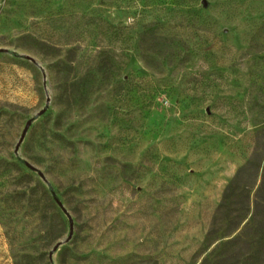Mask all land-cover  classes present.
Listing matches in <instances>:
<instances>
[{"label": "rangeland", "instance_id": "rangeland-1", "mask_svg": "<svg viewBox=\"0 0 264 264\" xmlns=\"http://www.w3.org/2000/svg\"><path fill=\"white\" fill-rule=\"evenodd\" d=\"M263 125L264 0H0V264H264Z\"/></svg>", "mask_w": 264, "mask_h": 264}, {"label": "trees", "instance_id": "trees-1", "mask_svg": "<svg viewBox=\"0 0 264 264\" xmlns=\"http://www.w3.org/2000/svg\"><path fill=\"white\" fill-rule=\"evenodd\" d=\"M106 62L98 61L96 64V70L99 71L101 75L103 73L112 72L109 67H107ZM105 74V75H107ZM264 158V125L259 128L254 136V145L252 152L248 159L238 167L234 175L232 176L230 182L226 185L224 189L223 197L218 204L217 208H221L222 206L227 205L225 202L232 201L233 204L239 202L241 205L240 209H243V213H238L235 215V220L233 224L235 227L241 222V220L246 216V212L249 209L250 201V190L254 185H256L252 203H253V213L250 219L257 220L259 215L257 214V209L259 207L264 208V164L260 167L261 160ZM257 181V183H256ZM240 191L239 198L235 199V192ZM234 200V201H233ZM260 218V217H259ZM260 223L258 225V229L255 230L254 241L257 243H261L264 237V214L259 219ZM247 222V221H246ZM258 230L261 233H257ZM258 246L256 247V249Z\"/></svg>", "mask_w": 264, "mask_h": 264}, {"label": "water", "instance_id": "water-1", "mask_svg": "<svg viewBox=\"0 0 264 264\" xmlns=\"http://www.w3.org/2000/svg\"><path fill=\"white\" fill-rule=\"evenodd\" d=\"M41 112H42V110H40L38 113H41ZM30 123H31V119L29 118V119L26 120V122H25V124H24V126H23V129H22V131H21V133H20V136H19V138H18V141H17V143L15 144V150L18 148V146H19L21 140L23 139V137H24V135H25V133H26V131H27V129H28ZM26 164H27L28 166L31 167V165H30L28 162H26ZM71 223H72V221H71V219H70V226H71ZM58 244H59V242L55 243L54 248H56V246H57Z\"/></svg>", "mask_w": 264, "mask_h": 264}]
</instances>
